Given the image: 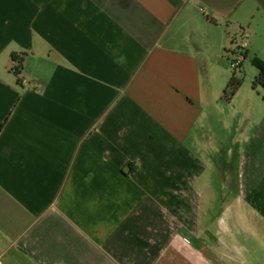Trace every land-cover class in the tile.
<instances>
[{
  "label": "crops",
  "instance_id": "crops-1",
  "mask_svg": "<svg viewBox=\"0 0 264 264\" xmlns=\"http://www.w3.org/2000/svg\"><path fill=\"white\" fill-rule=\"evenodd\" d=\"M242 43L264 0H0V264H264Z\"/></svg>",
  "mask_w": 264,
  "mask_h": 264
},
{
  "label": "rangeland",
  "instance_id": "rangeland-1",
  "mask_svg": "<svg viewBox=\"0 0 264 264\" xmlns=\"http://www.w3.org/2000/svg\"><path fill=\"white\" fill-rule=\"evenodd\" d=\"M233 49H235V51L237 52L235 55H241V51H240V47H232ZM231 49L230 47L228 48V50ZM235 56L230 55V53H226L224 55V61L226 63V70L229 74V78L231 77L232 74H235L236 76H238L241 80V87H240V93H242L243 91H249L252 92L253 96L255 99H257L259 102L264 103V89L258 87L256 90L253 91V81H251V77L253 76L252 74L254 72H257V69L252 65L251 61H252V57L248 56L246 57L244 60H242L243 62V67H244V71H242L241 66L237 69V71H234L231 66H230V61L234 58ZM229 59V60H228ZM212 73H213V82L210 83V85L212 87H217V78L219 77V71L218 68L213 67L211 69ZM223 122L219 120V118L217 117V115L211 116L210 117V121L206 124L205 126L207 127V130L212 129L215 130V132L218 134V131L223 130L222 128ZM208 132V131H207ZM216 182L214 181V184ZM217 186V185H216ZM217 198V197H216ZM216 200V199H215ZM218 200V199H217ZM218 202L216 201V205ZM213 214V213H212Z\"/></svg>",
  "mask_w": 264,
  "mask_h": 264
},
{
  "label": "trees",
  "instance_id": "trees-1",
  "mask_svg": "<svg viewBox=\"0 0 264 264\" xmlns=\"http://www.w3.org/2000/svg\"><path fill=\"white\" fill-rule=\"evenodd\" d=\"M251 63L258 71V75L253 81V90H256L258 87L264 89V60L254 57ZM241 83L242 80L235 74H232L227 86L223 90L222 99L230 102L238 92Z\"/></svg>",
  "mask_w": 264,
  "mask_h": 264
},
{
  "label": "built area",
  "instance_id": "built-area-1",
  "mask_svg": "<svg viewBox=\"0 0 264 264\" xmlns=\"http://www.w3.org/2000/svg\"><path fill=\"white\" fill-rule=\"evenodd\" d=\"M246 44L242 43L240 46L241 55H234L235 57L230 61V66L234 71H237V69L240 67V64L242 60L244 59V50H245ZM236 54V53H235Z\"/></svg>",
  "mask_w": 264,
  "mask_h": 264
}]
</instances>
